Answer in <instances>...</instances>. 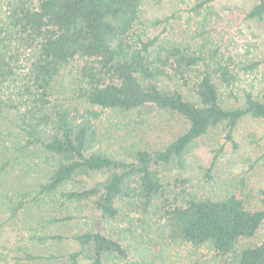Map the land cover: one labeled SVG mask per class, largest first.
I'll list each match as a JSON object with an SVG mask.
<instances>
[{
    "label": "trees",
    "instance_id": "trees-1",
    "mask_svg": "<svg viewBox=\"0 0 264 264\" xmlns=\"http://www.w3.org/2000/svg\"><path fill=\"white\" fill-rule=\"evenodd\" d=\"M142 1L6 0L5 17H0V175L10 165L11 159L4 157L8 149L37 146H42L46 171L35 190L7 195L5 209L10 219H17L29 203L54 202L61 192L79 206L93 202L96 211L92 228L74 234H35L41 242L72 241L77 249L46 254L21 248L17 260L156 264L150 247L140 240L154 225L163 247L207 245L221 264H264V231L260 243L242 244L264 225V189L263 207H253L236 193L198 196L187 191V179L180 178L171 199L157 168L182 158L211 129L225 128L226 141L236 145L234 131L244 116L264 119V43L254 52L224 46L215 33L223 15L214 0H196L189 7L198 26L185 40L148 36ZM239 18L264 21V0L242 10ZM65 69L76 79L75 90L87 107H66L53 99L54 83ZM257 74L258 83L244 85L245 77ZM170 82L177 87H170ZM190 85L195 100L180 88ZM220 87L229 99L243 100V107L224 105ZM106 111L121 117L127 127L168 112L184 116L189 126L163 148L119 142L117 151L105 150L101 121ZM10 122L17 130L15 139ZM95 172L109 175L87 185L84 178ZM71 219L41 217L39 224ZM3 227L0 222V233Z\"/></svg>",
    "mask_w": 264,
    "mask_h": 264
},
{
    "label": "rangeland",
    "instance_id": "rangeland-1",
    "mask_svg": "<svg viewBox=\"0 0 264 264\" xmlns=\"http://www.w3.org/2000/svg\"><path fill=\"white\" fill-rule=\"evenodd\" d=\"M255 1H213L214 7L223 15V20L217 24L215 33L224 46H232L233 51L246 52V48H250L254 52L264 43V21H245L239 18L241 11L252 7ZM195 2L196 0H143L142 16L148 36L159 35L162 40L169 42H179L188 38L198 26V19L189 12V7ZM5 4L6 0H0V17L3 13L5 17ZM260 79V74L247 76L243 79L244 85L250 88L252 80L256 84ZM77 85L76 79H72L70 70L65 69L54 83L53 99L66 107L80 109L87 107V102L77 95L75 90ZM169 86L177 87L172 82ZM180 88L189 98L196 99L191 85ZM220 90L224 105L243 107V100H231L227 97L224 88L220 87ZM146 119L143 124L133 122L127 127L121 117L111 116L110 112L106 111L101 121L103 149L117 151L119 142L135 143L147 149L163 148L184 133L189 126L184 116L171 112L161 117ZM9 124L15 139L17 130L12 127L11 122ZM225 136V128L211 129L208 134L194 142L182 158L157 165L169 198L173 199L178 191L176 180L186 178L187 191L198 196L217 198L236 193L244 197L251 206L263 207L260 190L264 189V119L244 116L234 131L236 145L226 141ZM222 146H224L222 151L217 153ZM6 152L4 157L11 161L8 169L0 175V203L4 198L3 213L0 211V222H4L0 233V264H67V258L21 263L17 260V256L21 248L46 254L52 252L62 254L77 249V244L72 241L41 242L35 238V234H74L92 228L96 222L93 202H84L83 206H79L67 201L62 197L61 192H58L54 202L47 201L39 204L40 206L29 203L17 219H10L5 209L7 195L16 196L21 192L35 190L45 179L46 168L40 159L42 146L24 150L8 149ZM211 166L210 175H206ZM108 175L107 172H95L91 176H86L84 182L92 185L106 180ZM66 216L72 219L45 227L39 224L41 217L65 218ZM107 227L110 226L107 224ZM137 230L140 232L141 229L137 228ZM263 231L264 225L256 237L244 240L242 244L260 243ZM159 234L153 225L150 235L140 238L144 245L150 247V255L156 264H221L215 251L207 245L200 248L190 244L163 247V239L159 238ZM151 235L154 239H151ZM127 244L132 248L130 258L135 260L136 251L129 241Z\"/></svg>",
    "mask_w": 264,
    "mask_h": 264
}]
</instances>
